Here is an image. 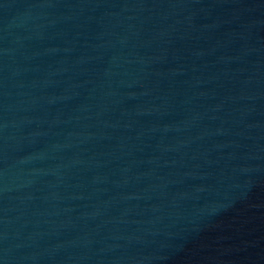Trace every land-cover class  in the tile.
Wrapping results in <instances>:
<instances>
[{
  "label": "water",
  "instance_id": "obj_1",
  "mask_svg": "<svg viewBox=\"0 0 264 264\" xmlns=\"http://www.w3.org/2000/svg\"><path fill=\"white\" fill-rule=\"evenodd\" d=\"M0 264H264V0H0Z\"/></svg>",
  "mask_w": 264,
  "mask_h": 264
}]
</instances>
